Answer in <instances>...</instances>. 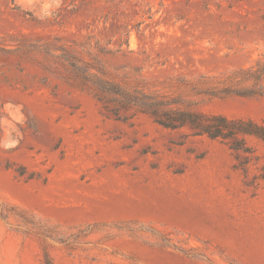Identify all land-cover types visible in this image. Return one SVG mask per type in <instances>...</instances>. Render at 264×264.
Masks as SVG:
<instances>
[{
    "label": "rangeland",
    "instance_id": "374dc122",
    "mask_svg": "<svg viewBox=\"0 0 264 264\" xmlns=\"http://www.w3.org/2000/svg\"><path fill=\"white\" fill-rule=\"evenodd\" d=\"M262 65L264 0H0V264H264V142L116 120L74 71L264 125Z\"/></svg>",
    "mask_w": 264,
    "mask_h": 264
},
{
    "label": "trees",
    "instance_id": "16d2710c",
    "mask_svg": "<svg viewBox=\"0 0 264 264\" xmlns=\"http://www.w3.org/2000/svg\"><path fill=\"white\" fill-rule=\"evenodd\" d=\"M74 71L83 81V89L93 92L106 112L116 120L126 121L130 113H140L150 117L165 129L187 130L195 137L228 141L232 143V148L236 151L245 149L243 142L247 136L256 137L264 142V125L253 120L230 119L223 115L199 112L195 109V104L186 98V92L174 95L137 84L120 83L110 80L105 72L93 74L88 68L74 66ZM256 71L254 67H251L234 74H242L243 77L239 79L246 81L253 79ZM263 78L264 66L262 65L256 80L261 81ZM185 85L189 87V84ZM199 86L191 85L194 96L204 93L199 90ZM208 89L216 90L211 86ZM224 91L226 95L230 93L239 96L255 95L250 90L239 94L229 88Z\"/></svg>",
    "mask_w": 264,
    "mask_h": 264
}]
</instances>
